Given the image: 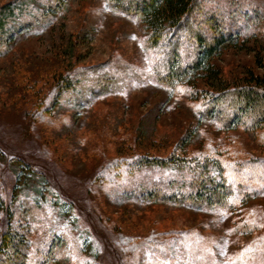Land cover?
<instances>
[{
	"label": "rangeland",
	"instance_id": "374dc122",
	"mask_svg": "<svg viewBox=\"0 0 264 264\" xmlns=\"http://www.w3.org/2000/svg\"><path fill=\"white\" fill-rule=\"evenodd\" d=\"M44 2L0 0V22L14 4L21 18L0 44V198L34 258L62 242L46 264H264V125L227 127L206 113L211 94L264 87V0H206L212 25L200 33L225 26L234 40L213 60L218 75L174 86L154 77L142 16L110 0H62L55 12ZM198 156L260 190L198 208L149 200L160 185L175 192L177 171L146 165L131 185L112 174ZM7 217L0 210V240Z\"/></svg>",
	"mask_w": 264,
	"mask_h": 264
},
{
	"label": "trees",
	"instance_id": "16d2710c",
	"mask_svg": "<svg viewBox=\"0 0 264 264\" xmlns=\"http://www.w3.org/2000/svg\"><path fill=\"white\" fill-rule=\"evenodd\" d=\"M110 2L115 8L124 10L129 15L134 13L143 17L146 30L149 32L148 42L155 51H158L156 55L158 59L153 65L154 77H161L169 86H174L185 80L187 82L197 73L218 75L213 67V60L221 55L223 48L233 42L234 36L227 34L225 26L217 25L210 29L212 36L208 37L204 31V35L200 33L201 29L198 26L204 24L209 29L212 25L205 23L206 0H110ZM45 5L50 6L55 12L60 9L62 0H46ZM55 5L56 7H53ZM16 6V4L9 5L8 8L6 7V12L2 11L6 17H2L0 22V44L7 43L4 37L7 27L10 24L16 26L21 19H14L20 14L16 11ZM198 19L203 20L198 21ZM37 20L34 22L36 25ZM32 23L27 27L34 28L35 24ZM159 71H163V74ZM208 101L209 106L206 111L208 117L225 123L227 127L242 124L252 130H258L264 125V87L261 83L227 88L214 95L211 94ZM139 163L132 174L131 165L128 163L118 165L112 174L116 180L123 177L128 181L134 177L133 174L147 165L177 171L181 173L179 176L183 179L180 186L174 188L175 192L170 191L172 186L165 188V185H160L162 187L156 188L149 200L161 197L166 202L185 201L198 208L229 207L243 195L260 190L253 184L251 186L247 183L251 188H245L246 184L242 186L230 180L224 163L210 156L174 157L153 161L142 159ZM131 183L134 182L128 181L129 185ZM169 194L172 197L169 198ZM0 210L8 214L0 240V264H46L50 261V257H53L50 253H55L57 248L62 247V242L56 244L50 253H46L45 257H49L48 259L36 260L30 251L31 241L24 233L27 228L22 226L21 221L11 212V208L5 206L1 198ZM33 212L29 208L24 213L32 217L35 215Z\"/></svg>",
	"mask_w": 264,
	"mask_h": 264
}]
</instances>
